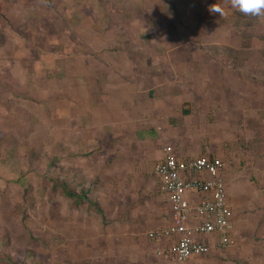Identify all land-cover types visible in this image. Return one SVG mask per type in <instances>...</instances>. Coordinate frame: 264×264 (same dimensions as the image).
I'll return each instance as SVG.
<instances>
[{"label": "crops", "instance_id": "obj_1", "mask_svg": "<svg viewBox=\"0 0 264 264\" xmlns=\"http://www.w3.org/2000/svg\"><path fill=\"white\" fill-rule=\"evenodd\" d=\"M23 1L0 0V87L5 85L1 84L5 78L11 79L14 89L4 91L9 94L4 97L8 106L26 114L29 125L36 126L37 119L48 117L46 124L54 126L53 133L58 132L55 135L59 139L54 140L61 145V159L67 160V175L79 173L87 162L94 163L89 173H101L94 167L103 168L101 159L109 156L112 163L108 166L114 168L112 173L123 182L118 183L119 189L127 190L119 198L115 196L118 199L114 204L119 206L124 197L128 198L134 202L128 210L135 214L131 221H147L156 216L154 223L145 221L149 228L156 229L162 226L159 215L164 204L167 205L158 193L156 179L146 176L150 164L161 160L166 153L180 160L199 156L219 158L223 163L221 175L226 202L234 222L235 246L244 243L248 231L252 235L257 230L264 237V150L259 153L260 147L256 148L258 155L249 157L235 136V141L230 139L229 128L245 123L244 117H238L239 113H245L243 103L234 106L227 96L225 100L224 88L215 84L204 90L218 93V101L202 99L204 90L198 83L206 80L198 82L196 78L198 72L209 70L215 76L217 70L210 64V57L160 53L158 47L164 48L165 40L163 34L160 39L149 37L147 0H52L50 9L41 0H34L38 2L36 9L47 20L56 18L51 32L45 34V48L33 45L29 53H21V41L14 39L16 49L6 54L5 31L9 27L14 31L22 27L17 17L27 9ZM36 9L31 7V11ZM41 24L35 22L37 31L46 29ZM149 46H154L155 53L148 52ZM251 88L246 89L248 96L261 95ZM44 110L48 111L47 116ZM208 116L212 117L211 122ZM253 122L260 126L259 118ZM40 132L48 134V129ZM247 138L256 140L261 135L256 133ZM95 149L100 150L92 152ZM242 159L244 166L240 165ZM245 174H255L258 184L250 187ZM142 176L144 180L140 182ZM87 181H98L97 187L106 189L104 181L96 177ZM249 206L252 214H248ZM140 225L125 226L124 232L104 231L106 245L96 246L95 261L69 259L59 264H177L164 255H156L158 249L166 247V242L146 238L149 248L143 246V249L132 244H111L117 239L132 243V237L142 234ZM61 227L62 232L74 234L70 221L62 220ZM153 229L145 231L144 236ZM98 235L101 239L100 231ZM119 256L124 261L116 260ZM196 258L181 264H189ZM206 264L215 262L208 259Z\"/></svg>", "mask_w": 264, "mask_h": 264}, {"label": "rangeland", "instance_id": "obj_2", "mask_svg": "<svg viewBox=\"0 0 264 264\" xmlns=\"http://www.w3.org/2000/svg\"><path fill=\"white\" fill-rule=\"evenodd\" d=\"M9 1L11 0H6V3ZM147 1L149 37L160 39L162 37L160 35L163 34L162 38L165 40L164 48L158 47L160 53L170 56L182 54L196 58L210 57L212 60L210 64L217 72L215 76L212 70L198 72L196 80L198 82L206 80L205 83L198 85H201L203 90L215 87L214 84L219 85L225 90V100L227 96V100L234 106L243 103L245 113H239L238 117H244L245 123L229 128L230 139L235 136V139L240 141L239 147L247 150L249 157L257 154L256 150L259 147V153L264 150V0ZM23 2L29 6H25L27 9L22 12L24 14L17 17L22 27L16 28L17 31L9 27V30L5 31L6 54L13 48L16 49L14 39H20L21 53H29L28 51L35 47L33 45L45 48V34L51 32L50 29L56 22L55 17L47 20L46 16L36 9L38 2L34 0ZM41 2L48 9L52 7V0ZM31 7L36 10L31 11ZM155 21L159 23L156 25ZM35 22L42 23L41 26L46 29L42 32L37 31ZM153 47H148L149 53H155L152 51ZM10 80L5 78L4 82H1L5 85L2 84L0 87V264H59L69 259L76 262L95 261L98 258L96 246L106 245L104 231L124 232L125 226L131 227L134 224H141L142 234L132 237V243H129L128 239H117L112 240L111 244L115 243L118 246L132 244L142 249L143 246L149 248V241L144 232L154 227L149 228L146 222L154 223L153 218L156 216L146 218L147 221L137 219L131 221L135 214L128 210L134 206V202L131 203L128 198L122 196L124 198L120 201L121 205L114 204L119 195L126 194L127 190L119 189L118 183L121 181L112 173L114 168L108 166L112 163L111 158L106 156L105 159H101V163H104L103 168L95 165L94 169L101 170V173H89L94 163L87 162L85 166L80 167L79 173L67 175V160L61 159V145L59 141L54 140L55 137L59 139L58 135H55L58 132L53 133L54 126L46 124L48 117L37 119L36 126L29 125L25 113L13 109L11 105L8 106L6 98L9 94L4 91L11 92L14 89ZM251 87L261 92V95L258 93L248 96L245 92ZM205 92L204 90L203 100L218 101V93ZM12 94L10 97H13ZM44 112L47 116L48 111ZM258 118L259 127L253 122ZM207 119L211 122L212 117L208 116ZM45 128L48 129V134L40 132ZM256 133L260 134L261 138L256 140L247 138ZM246 138L247 141L244 140ZM230 142L235 144L232 140ZM100 149L92 152L97 153ZM94 155L98 157L97 154ZM154 164V162L150 164L146 171L148 178L153 177L151 171ZM240 165L244 166V159L240 160ZM245 175L249 179L250 187L258 184L254 178L255 174ZM95 177L104 181L106 189L97 187L98 181L94 183L87 181ZM143 178L142 176L140 182H143ZM61 183L76 190L82 186L87 194L79 204L74 205L63 196L60 190ZM140 194L138 191L136 195L139 197ZM88 200L92 204H89ZM251 208L248 207V214H252ZM137 209L140 210V207ZM164 210L165 204L161 208L159 225L164 224ZM62 220L67 223L70 221V229L74 233L72 236L71 232L70 234L62 232ZM254 231L252 235L249 233L251 231L247 232L241 246L237 244L221 251L212 249L208 254L196 258L202 262L192 259L189 264H206L208 259L213 260L215 264H264L262 241L264 237H260L257 230ZM116 260L124 261L123 256L117 257Z\"/></svg>", "mask_w": 264, "mask_h": 264}, {"label": "built area", "instance_id": "obj_3", "mask_svg": "<svg viewBox=\"0 0 264 264\" xmlns=\"http://www.w3.org/2000/svg\"><path fill=\"white\" fill-rule=\"evenodd\" d=\"M219 158L180 160L171 153L152 166V176L167 205L164 224L145 234L166 242L156 255L181 264L190 258L235 246L234 222L226 202Z\"/></svg>", "mask_w": 264, "mask_h": 264}, {"label": "trees", "instance_id": "obj_4", "mask_svg": "<svg viewBox=\"0 0 264 264\" xmlns=\"http://www.w3.org/2000/svg\"><path fill=\"white\" fill-rule=\"evenodd\" d=\"M60 190L64 197L68 198L72 201L74 205H77L83 200L86 196L87 192L80 186L79 190L69 188L65 183H61ZM89 204H92L90 200H88Z\"/></svg>", "mask_w": 264, "mask_h": 264}]
</instances>
